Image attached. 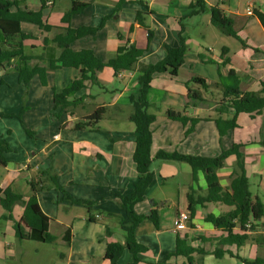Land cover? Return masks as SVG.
<instances>
[{"label": "crops", "instance_id": "1", "mask_svg": "<svg viewBox=\"0 0 264 264\" xmlns=\"http://www.w3.org/2000/svg\"><path fill=\"white\" fill-rule=\"evenodd\" d=\"M19 1L22 8L30 10H38L41 6L40 2L37 5L29 4L27 0ZM79 1L85 2L86 6L79 13L72 15L69 23H62V16L69 9L72 0H52L50 6L43 8L42 24L49 26L47 29L39 28L30 22L21 23V29L25 35L22 51L31 56L29 67L39 66L45 69V84H41L51 88V100L54 91H60L68 82L79 76L78 68H48L49 60L55 59L61 51L53 38L63 30L64 26L97 28L94 33L73 40L70 48L91 49L103 61L113 58L117 48L123 45H133L145 49V52L131 71L115 74L109 67L96 71L95 83H86L87 88L77 93L83 101L75 107L72 115L61 111L58 116H53L54 111L50 108L54 118L65 115V121L60 124V128L64 130L60 131L59 125L58 130L52 129L41 151H48L55 147L64 136L72 142L71 156L69 157L68 152L56 153V149H52L54 155L49 162L42 161L39 165L36 164L37 169L42 168L44 164L45 169L38 171L36 178L31 180L39 181L42 185V189L36 196L40 208L50 218L49 232L57 237V241L66 242L67 253H60V256L66 258V264H114L104 255L109 243L123 244L125 242V232L118 223L124 216V211L120 207V198L117 194L128 195L137 178L133 161L136 131L134 123L128 119V114L133 100L140 93L138 76L149 65L156 64L166 56V45L179 46L180 36H182L186 46L183 63L174 70L175 75L170 73V69L154 74L152 85L147 92L152 109L149 111L155 114L149 124L152 134L150 146L152 181L146 188L143 198L134 205V210L137 214L144 216L156 210L159 226L156 228L147 217L136 225L135 238L143 249L138 253L137 264H189L186 256L173 255L177 245L182 250L194 249L190 254L192 264H204V256L213 255L211 254L214 249L213 243L221 234L212 224L206 222L204 217L207 213L218 215L226 212L230 207L226 206L227 209H225L223 204L219 203L197 204L193 216L189 217L185 225H178L176 223L178 213L185 212L190 216L187 210L189 196L192 195L194 198L205 196L207 184L202 172L198 171L193 177L192 169L187 162L157 158L156 154L163 151L214 156L220 153L224 137L230 145L232 142L245 144L241 150L244 153L247 176L249 179L251 176L259 178L252 193L264 196L262 191L264 189V149L258 143L260 139H264V128L260 122L262 112L253 117L246 113H239L236 119L238 127L229 131L220 141L216 125L210 119L216 117L215 108H200L198 103L200 101L192 100L187 102L194 108H184V96L188 92L186 82L190 88L200 91L201 79L208 83H217L221 75L234 68L232 47L228 41L229 38L234 37L224 35L211 23L209 6L219 7L226 15H235L238 33L245 44L236 48L233 54L236 64L242 68L240 71L251 81L242 91L259 90L260 80H264V28L252 12L255 9L264 12L263 0H204V10H200L197 6L192 7L191 3L194 0ZM256 2H259L260 6L256 7ZM59 4H63L64 7L60 8ZM138 12L142 13L141 20L147 27L138 22L136 18ZM203 16H205V25L198 26V21ZM242 17L255 18L261 26L254 29L252 25H248L250 20L243 23L240 19ZM147 28L152 31L150 40L147 38ZM15 63L16 59H12L5 65L3 71L6 73L7 68H13ZM47 76H50V81L47 80ZM113 77L122 80V88H109ZM194 78L197 80L195 81ZM18 80L23 83L19 76ZM3 83L4 80L1 84ZM95 86L98 87L97 92L92 93V88ZM104 91L114 92L111 101L95 103L99 93ZM98 106H107L105 116L98 123V130L71 129L77 119L88 115ZM167 109L179 111L187 117L210 118L201 119L195 124L193 130L188 131L189 121L183 123L169 118L166 114ZM209 110H213L215 116L200 115L201 112ZM3 114L5 116L8 113ZM69 158L71 160L69 171L63 175L66 180L62 181V174H54L57 182L65 186L64 189L69 196L92 201L91 210L100 211L90 212L86 206L71 203L68 200L70 203H62H68V205L59 212L56 203L61 202L60 191L56 190H54L56 198L53 205L45 203L43 195L48 189H43L45 185L42 180L46 177L44 170H47L48 174H53V171L58 172L61 168L64 169L66 160ZM73 161L78 163L73 165ZM27 162L19 163L18 167L13 164L11 169L17 172L24 170L25 167L29 169L30 161L28 165H25ZM10 164L9 161L4 167L9 168ZM234 174V157H230L226 160L224 167L218 171L221 183L227 186ZM258 189H261L260 194L257 193ZM22 195L26 198L29 194ZM22 210L23 207L20 204L14 205L12 210L13 219L9 221L12 223L11 229L14 236L13 222L21 218ZM105 218L107 221H103ZM52 223L60 227L52 231ZM67 228H70V231L66 240ZM106 229L109 234L106 233ZM259 233H264V229L249 231V239L241 245L242 247L247 245L242 258L252 260L257 255V247H264L262 244H257ZM250 246L254 247L251 253ZM233 247L239 248L233 244L226 245L223 249L228 250L232 255ZM74 255L77 256L75 261ZM236 256L238 257L239 254L236 253ZM179 257L185 260L178 263ZM131 260V253L125 248L115 264H127Z\"/></svg>", "mask_w": 264, "mask_h": 264}, {"label": "trees", "instance_id": "2", "mask_svg": "<svg viewBox=\"0 0 264 264\" xmlns=\"http://www.w3.org/2000/svg\"><path fill=\"white\" fill-rule=\"evenodd\" d=\"M41 6L38 10H30L22 8L19 0H0V71H3L5 65L9 64L11 59H16L14 69L18 72L19 78L25 85L31 78L38 74L42 84H45V69L29 67L28 63L31 56L26 55L22 51V43L25 35L21 29L22 22H30L39 28H49L42 24V11L46 7V0H39ZM264 4V0H263ZM192 7H199L204 10V0H194L191 3ZM86 6L85 2L72 0L69 9L62 16V23H69L72 15L79 13ZM210 12L211 23L224 35L236 38L242 45L245 41L238 33L237 21L235 15H226L222 9L216 6L208 7ZM254 15L264 28V12L258 9L253 10ZM138 22L147 27L142 18V13L137 14ZM244 23L247 17L240 18ZM97 30L93 27H78L71 28L64 26L63 30L57 34L53 41L61 49L59 55L55 59L49 60L48 68L56 69L58 67H74L79 69V76L71 80L60 91L53 92V116H58L59 112L64 111L68 115L73 114L75 107L79 105L83 98L77 96V93L87 88L86 83H95V72L104 67L111 68L115 74L122 71H131L135 68L138 60L142 57L145 49L137 48L136 46H119L116 55L106 61L99 59L91 49L73 50L70 48V43L82 36L92 34ZM152 36L151 29L147 28V38L150 40ZM121 38V37H120ZM181 42L177 47L166 45L167 54L159 62L149 65L138 76L140 84V93L133 100L131 111L128 114V119L134 123L136 138L135 149L133 152V161L136 166L137 178L133 182L128 195L121 196L120 207L124 211V216L119 219V226L125 232V242L109 243L106 246L104 257L112 263H116L122 251L127 248L132 255V260L127 264H137L139 262L138 253L141 252L142 246L136 241L135 232L136 225L143 219L149 218L154 226L158 228L159 221L156 210H152L149 215L144 216L137 214L134 210V205L139 202L146 188L152 181V172L150 163L152 160L150 154V146L152 142V134L149 129L150 122L154 119L155 114L149 111L150 102L147 98V92L152 85L154 74L164 72L170 69V73L175 75L174 70L183 63V55L186 50L183 37L180 36ZM227 61V60H226ZM227 75L231 77V84H217L222 89V97L215 106L216 117L205 118L212 119L218 130L221 139L233 129L238 127L237 115L246 113L250 117L256 114H261L264 108V80H260V88L257 91H242L238 88V75L234 69H229ZM196 81L197 79L194 78ZM3 78L0 74V83ZM203 90H207L212 84L199 81ZM187 94L184 96V108L188 105V100L193 102L203 100L201 91L192 89L187 86ZM187 100V101H186ZM58 110V112H57ZM107 106H98L88 115L77 119L71 126L72 130H98L99 121L105 116ZM166 114L171 119L179 120L183 123L189 121V130H193L195 124L202 118L197 116H184L179 111L167 109ZM4 114L0 112V116ZM5 116H9L6 114ZM19 117V115H17ZM202 119V120H205ZM28 135L31 132L25 129ZM258 143L264 149V139H260ZM245 144L232 142L229 148L221 147L220 153L214 156H203L197 153L178 154L166 153L159 151L156 154L157 158L185 161L191 169L192 175L200 171L202 172L207 184V194L194 198L189 196L188 208L190 218L194 214V209L197 204L204 205L205 203H219L229 206L230 209L226 212L214 215L207 213L204 217L205 221L212 224L221 234L216 238L214 249L211 252L215 257H222L225 253H230L223 249L226 245L241 246L249 239V231L258 229L260 222L264 218V197L253 195L250 189V181L246 173L244 153L241 148ZM11 148L8 143L0 137V165L6 166L9 160L5 154L10 152ZM234 157L235 174L231 177L229 183L223 185L220 181L218 171L224 167L228 158ZM50 179L56 182L55 176L50 175ZM31 193L25 198L20 193L13 191L11 188L0 187V205L4 209L2 218L13 219V207L20 204L23 207L22 215L19 220H14V234L19 240H31L42 243H51L55 240V236L49 232V217L42 211L37 200V192L42 189L39 181L30 180L28 182ZM60 189V187H59ZM67 199L71 203L81 204L91 210L92 201L77 199L66 194ZM91 219V218H90ZM250 223L251 228H247L246 224ZM264 226V223L262 224ZM238 228V230H235ZM70 228L66 229V240L69 237ZM106 233L109 231L106 229ZM258 245H264V233L258 234ZM194 249L182 250L179 245L176 246V251L173 255H184L187 257L189 264H192L190 254ZM244 264H264V256H258L252 260L241 258Z\"/></svg>", "mask_w": 264, "mask_h": 264}, {"label": "rangeland", "instance_id": "3", "mask_svg": "<svg viewBox=\"0 0 264 264\" xmlns=\"http://www.w3.org/2000/svg\"><path fill=\"white\" fill-rule=\"evenodd\" d=\"M29 4H39V0H27ZM260 6L259 2H256V7ZM59 7H64L63 4H59ZM248 25H252L254 29L256 27L261 26L258 23V20L255 18H249L246 22H249ZM245 22V23H246ZM205 25V16H203L198 21V26ZM228 41L232 47L231 56L233 57V69L238 75V88L240 90L245 89L247 87L249 81L247 77L243 75L240 71L242 68L236 64V59L233 53H235L236 48L241 46V42L235 38H229ZM7 72L0 71L1 77L4 80V83H0V112L13 114L15 116H0V137L3 138L11 148V152L7 153V158L10 161V167L5 168L0 165V187L7 188L11 187L13 191L19 192L24 195H28L31 193L28 182L31 179H35L38 171L41 172L42 169H45V165L43 164L42 168H36V164L39 165L42 161L43 163L49 162L50 158L54 155V151L52 149H56V153H65L68 152L69 157L71 156V147L72 142L66 139L64 136L61 138L60 142L56 143V146L50 148L48 151H41V148L44 144V141L48 139L50 132L52 129L64 130V128H60V124L63 123L66 119L65 115L60 118H54L51 115L50 108H52V100L51 96V88L44 87L39 79L38 75H35L28 82L27 86L23 85L22 82L18 80V74L13 68H7ZM227 73V72H226ZM223 74L220 76V79L217 83H211L212 85L207 89L203 90L201 86H199L203 100H200V108H215L217 102L222 97V89L217 85L220 83L223 84H231L232 79L227 74ZM50 76H47V80L50 81ZM210 83V82H209ZM123 87V82L119 78L113 77V82L110 84L109 88L120 89ZM257 88V86H254ZM98 87L92 88V93L97 92ZM253 89V88H250ZM253 91H257L253 90ZM114 92H106L99 93V96L94 101L95 103H108L111 101ZM103 94V95H102ZM187 99V98H185ZM187 101V100H186ZM191 101V100H190ZM80 108V107H79ZM150 111H152L151 107H149ZM178 108V107H177ZM179 108H181L179 106ZM185 108H194L190 105H186ZM207 114H211L215 116L213 110L201 112L200 115L204 116ZM19 115V117L17 116ZM21 122L23 124H21ZM261 125L264 128V109L260 116ZM31 132V135H28L24 129V127ZM225 137L222 141V147L229 148L231 145L226 141ZM226 143V144H225ZM60 144V145H58ZM38 159H41L40 161ZM63 159V158H62ZM25 165L29 164L30 168H26L20 171H13L11 169V165H18L21 162H26ZM65 163V162H64ZM71 160L70 158L66 160V164L64 169L61 168L60 171H53V175H61L62 181L66 180V177L63 176L64 173H67L70 168ZM74 163H78L77 161H73ZM17 166V167H18ZM47 170H44L46 177L42 180L45 185V189L48 191L44 192V201L47 205H53V202L56 198L55 191H60L61 199L60 203H56L57 210L61 212L64 206H67L68 203L62 204L64 202H69L66 194L65 186L60 183L52 181L50 175ZM257 176H251L250 181V189L254 192V185L258 183ZM60 187V189H59ZM264 192V189H262ZM262 192V193H263ZM257 193H261V189L257 190ZM69 195V194H68ZM51 196V198H50ZM64 197V198H63ZM264 197V196H263ZM70 203V202H69ZM223 208L227 209L226 205H222ZM229 208V207H228ZM100 210H90V212H96ZM1 215L4 213V209L0 205ZM52 212V210H51ZM54 213V212H52ZM0 215V264H66V258L60 256V253H67L66 242L57 241V237L55 236V240L51 243H42L31 240H19L13 235L12 223L8 219L2 218ZM103 221H107L105 218ZM264 223V218L259 224L258 229H264L262 224ZM60 227L58 224H51V229L54 231L55 228ZM263 234V233H260ZM8 244V245H7ZM245 246H241L239 248H231L233 254L225 253L222 257H215L214 255H205L204 256V264H244L242 261V257L244 252L246 251ZM256 249V248H255ZM254 247L250 246V253L253 252ZM236 253L239 256H236ZM257 255L264 256V247H257ZM77 256L74 255L73 260L75 261ZM183 257L178 258V263H181ZM185 260V259H184Z\"/></svg>", "mask_w": 264, "mask_h": 264}, {"label": "built area", "instance_id": "4", "mask_svg": "<svg viewBox=\"0 0 264 264\" xmlns=\"http://www.w3.org/2000/svg\"><path fill=\"white\" fill-rule=\"evenodd\" d=\"M51 4H52V0H46V5L47 6H50ZM1 188H3V187H1ZM188 219H189V216H188L187 213L180 212V213H178V215L176 217V223L178 225L184 226ZM250 226H251L250 223L246 224L247 228H251Z\"/></svg>", "mask_w": 264, "mask_h": 264}]
</instances>
